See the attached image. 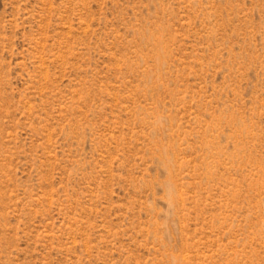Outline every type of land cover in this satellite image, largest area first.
Listing matches in <instances>:
<instances>
[{
	"label": "rangeland",
	"instance_id": "1",
	"mask_svg": "<svg viewBox=\"0 0 264 264\" xmlns=\"http://www.w3.org/2000/svg\"><path fill=\"white\" fill-rule=\"evenodd\" d=\"M0 264H264V0H0Z\"/></svg>",
	"mask_w": 264,
	"mask_h": 264
}]
</instances>
